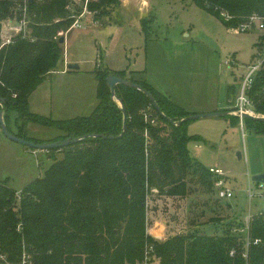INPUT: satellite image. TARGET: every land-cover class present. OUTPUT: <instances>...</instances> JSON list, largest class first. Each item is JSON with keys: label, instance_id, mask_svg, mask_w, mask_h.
Segmentation results:
<instances>
[{"label": "trees", "instance_id": "16d2710c", "mask_svg": "<svg viewBox=\"0 0 264 264\" xmlns=\"http://www.w3.org/2000/svg\"><path fill=\"white\" fill-rule=\"evenodd\" d=\"M193 2L229 29L264 13V0ZM75 3L0 0V98L6 100L7 126L13 113L19 120L61 130L62 140L85 137L80 143L50 150L49 157L58 152L62 159L21 192L11 189L8 181L0 182V257L19 264L25 251L35 264H144L146 251L153 246L161 264H264V212L253 216L249 248L233 232L242 222L229 216L218 221L223 229L215 235L192 233L158 242L147 233V200L153 190L185 197L192 183L210 191L216 182L191 155L188 146L193 138L187 135V123L174 125L191 115L166 96L129 79L126 72L97 71L98 104L89 116L57 121L31 113V95L63 61L58 35L75 21L69 13ZM111 6H120L119 0L89 2L88 8L99 18ZM25 8L27 35L15 36L2 48L3 24L23 21ZM223 13L232 20L226 21ZM110 75L141 86L155 104L138 90L117 86V97L126 110L124 120L106 80ZM249 97L255 113L264 116V69L257 74ZM231 123L236 125L234 118ZM246 124L264 134V123L246 119ZM24 129L19 124L15 135L29 140L23 136Z\"/></svg>", "mask_w": 264, "mask_h": 264}, {"label": "rangeland", "instance_id": "374dc122", "mask_svg": "<svg viewBox=\"0 0 264 264\" xmlns=\"http://www.w3.org/2000/svg\"><path fill=\"white\" fill-rule=\"evenodd\" d=\"M98 1L76 0L75 8L69 7L75 21L58 35L66 38L61 44L65 61L36 89L49 90L50 95H34L31 113L57 121L89 116L96 103L93 73L110 69L126 72L129 79L166 96L191 116L223 109L219 112L228 116L189 121L186 132L193 138L188 146L191 155L208 169L222 168L234 197L218 199L214 186L209 191L196 188V183L185 197L153 190L147 200V233L158 242L192 233L215 235L223 229L218 221L228 216L245 226L249 216L264 212L262 185L252 181L264 174V134L255 133L246 119L242 128L232 107L249 67L257 63L264 44L260 33L229 29L193 0H119L120 6L103 9L96 18L88 5ZM13 34L2 31L4 38ZM64 64H78L81 69L65 75ZM18 118L10 114V133L19 134L20 124L27 141H64L61 130ZM49 152L10 140L0 127V182L8 181L11 189L21 192L63 157L55 152L51 158Z\"/></svg>", "mask_w": 264, "mask_h": 264}, {"label": "built area", "instance_id": "2783aa9c", "mask_svg": "<svg viewBox=\"0 0 264 264\" xmlns=\"http://www.w3.org/2000/svg\"><path fill=\"white\" fill-rule=\"evenodd\" d=\"M26 3H28L29 0H24ZM26 11L27 8L24 9V18L23 21H21L18 24H13L11 22L4 23L3 24V31H7V33H14L11 37H5L3 36V43L1 47L10 45L12 43V40L15 36L19 34H23L24 36L27 35V25L28 22L26 20ZM222 16L225 18L226 21L232 20V17H230L227 14H222ZM76 27H80L79 23H76ZM239 32L246 33L248 31L252 33H260L259 38L264 40V13H255L251 16H249L247 19H245L236 29ZM229 64V63H228ZM264 69V44L262 45V48L260 49L258 53V60L257 63L254 65H251L249 67V72L246 75L241 89L240 93L236 99L234 110L238 111L240 113L239 120H240V126L243 128L245 125V118L244 114H250V115H256L254 111V104L251 98L249 97V92L252 90L255 78L257 74H259ZM210 173L214 175L216 178L215 182V190L217 192V196L219 199H231L234 197L233 191H231L227 185L228 180L226 179V173L224 170L220 168H210ZM262 186L259 187L260 195L264 199V184H261ZM253 217L249 216L247 219V224L242 226L240 228H235L233 230L234 233L238 234L241 233L243 235V238L245 240V246L246 248H249L251 240H250V224ZM240 235V234H238ZM153 252V246L149 247L146 251V258L144 264H161L158 258L154 256ZM236 254V251H231L230 255L233 257ZM245 257H247V253L245 254ZM1 264H10L6 261L5 257H0ZM19 264H35L32 260V257L28 255L25 251L23 253V256L19 262Z\"/></svg>", "mask_w": 264, "mask_h": 264}, {"label": "water", "instance_id": "95a60500", "mask_svg": "<svg viewBox=\"0 0 264 264\" xmlns=\"http://www.w3.org/2000/svg\"><path fill=\"white\" fill-rule=\"evenodd\" d=\"M33 0H30V2H32ZM65 42V38H61L60 39V44H64ZM69 69L71 70H78L80 67L78 64H72L68 66ZM107 83L110 87L111 90V96L114 100H116L119 105L121 106L122 112L124 114V120H126L127 115H126V110L123 108L121 101L118 99L117 94H116V87L119 85L122 86H126L135 90H138L142 93H144L146 96H148V98L151 99V101L155 104V99L152 96V94H150L148 91H146L144 88H142L141 86L134 84L128 80H124L118 76L115 75H110L107 79ZM6 100L4 98H0V127L2 129L3 134L9 138L10 140L19 143L21 145L26 146L27 148H31V149H35V150H40V151H49V150H53V149H62L65 147H68L70 145H74L77 143L82 142L84 138L80 137V138H68L64 141H60V142H53L50 144H38V143H33L30 141H27L25 139H21L19 137H17L16 135L10 133L9 128L5 122V118H4V110H3V106L5 104ZM228 113H213V114H203V115H193V116H189L179 122H175L174 125L175 126H181L184 123H187L189 121H193L196 119H202V118H206V117H221V116H228ZM233 115H235L236 117H239L240 113L238 111H233ZM244 118L245 119H253V120H257L259 122L264 123V116H259V115H250V114H244ZM171 121V120H170ZM126 129V126L124 124V130ZM94 138L98 137V136H93ZM252 181L257 183V184H264V174H259L256 175L252 178Z\"/></svg>", "mask_w": 264, "mask_h": 264}, {"label": "crops", "instance_id": "0c3cea01", "mask_svg": "<svg viewBox=\"0 0 264 264\" xmlns=\"http://www.w3.org/2000/svg\"><path fill=\"white\" fill-rule=\"evenodd\" d=\"M64 44H66V38H65V42H64ZM63 61H65V60H63ZM69 66V65H68ZM67 66V67H68ZM64 67H65V64H64ZM67 67H65L64 68V70L62 71V73L63 74H65V75H69V74H71L72 72H68V70H69V68H67ZM80 69L81 68H79L78 70H73V73H79V71H80ZM110 71H118V70H115V69H110ZM90 73H93V72H90ZM94 74V76H95V79L97 80V76H96V73H93ZM97 89H98V80H97ZM97 89H96V103H95V105H93V108L95 109L96 108V106H97V104H98V99H97ZM38 93H40L41 94V96H48V95H50V91L49 90H36V91H34V93L31 95V97H30V101H29V104L31 103V100H32V97L34 96V95H37ZM48 93V94H47ZM45 98V97H44ZM48 102H49V105H51V97L47 100ZM236 102V101H235ZM235 102H234V104H235ZM31 107V106H30ZM44 107H45V103H44ZM44 107H42V109L44 108ZM235 107V105H233V107L232 108H234ZM226 109V108H225ZM44 110H47V108L45 109L44 108ZM221 110H223V109H218V110H216L215 112H217V113H220L219 111H221ZM94 111V110H93ZM216 168H219V167H216ZM220 169H222V168H220ZM223 170V169H222ZM225 172V171H224ZM217 193V192H216ZM218 197V196H217ZM219 199V198H218Z\"/></svg>", "mask_w": 264, "mask_h": 264}]
</instances>
